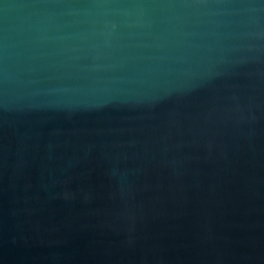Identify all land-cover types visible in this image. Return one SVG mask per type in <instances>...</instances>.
Segmentation results:
<instances>
[{
	"label": "water",
	"instance_id": "obj_1",
	"mask_svg": "<svg viewBox=\"0 0 264 264\" xmlns=\"http://www.w3.org/2000/svg\"><path fill=\"white\" fill-rule=\"evenodd\" d=\"M0 264H264V0H0Z\"/></svg>",
	"mask_w": 264,
	"mask_h": 264
}]
</instances>
